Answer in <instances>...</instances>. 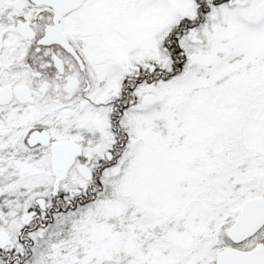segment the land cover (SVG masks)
I'll use <instances>...</instances> for the list:
<instances>
[{"label":"snow or ice","instance_id":"snow-or-ice-1","mask_svg":"<svg viewBox=\"0 0 264 264\" xmlns=\"http://www.w3.org/2000/svg\"><path fill=\"white\" fill-rule=\"evenodd\" d=\"M0 264H264V0H0Z\"/></svg>","mask_w":264,"mask_h":264}]
</instances>
